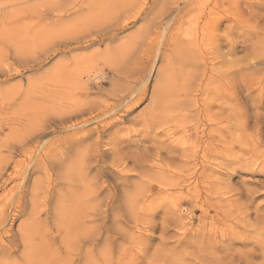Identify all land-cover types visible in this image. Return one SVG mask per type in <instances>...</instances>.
Masks as SVG:
<instances>
[{"label": "rangeland", "instance_id": "obj_1", "mask_svg": "<svg viewBox=\"0 0 264 264\" xmlns=\"http://www.w3.org/2000/svg\"><path fill=\"white\" fill-rule=\"evenodd\" d=\"M0 264H264V0H0Z\"/></svg>", "mask_w": 264, "mask_h": 264}, {"label": "bare ground", "instance_id": "obj_2", "mask_svg": "<svg viewBox=\"0 0 264 264\" xmlns=\"http://www.w3.org/2000/svg\"><path fill=\"white\" fill-rule=\"evenodd\" d=\"M94 75V74H93ZM101 78V75H97L95 79ZM160 92V91H159Z\"/></svg>", "mask_w": 264, "mask_h": 264}]
</instances>
